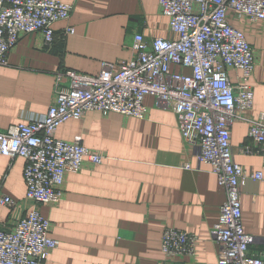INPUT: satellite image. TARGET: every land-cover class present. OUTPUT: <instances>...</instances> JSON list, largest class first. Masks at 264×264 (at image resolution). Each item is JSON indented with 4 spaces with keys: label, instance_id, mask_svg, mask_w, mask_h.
<instances>
[{
    "label": "crops",
    "instance_id": "crops-1",
    "mask_svg": "<svg viewBox=\"0 0 264 264\" xmlns=\"http://www.w3.org/2000/svg\"><path fill=\"white\" fill-rule=\"evenodd\" d=\"M61 1L72 3L74 11L70 19L54 24L55 42L46 46L42 33L24 34L9 52V64L0 65V131L30 115L47 113L59 69L97 75L102 62L136 55L133 43L138 32L148 40L178 37L158 0ZM232 22L245 31L255 49L250 80L255 103L247 116L256 119L264 112V21ZM67 26L76 32L62 40ZM228 73L233 83L239 81V70ZM145 104L144 118L92 110L58 127V138L72 141L82 135L83 143L105 158L101 164L86 162L81 171L68 173L64 197L57 204L36 205L29 199L25 159L0 154V192L19 203L15 209L0 204V221L13 227L38 207L54 225L50 235L59 245L43 264H218L219 246L211 231L226 192L209 165L198 169L197 148L183 140L176 114L158 108L151 95ZM248 128L242 119L231 127L234 159L250 171L264 172L260 155L239 150L251 143ZM241 205L245 231L264 237V182L248 183ZM167 227L195 233L198 255L166 259L161 243Z\"/></svg>",
    "mask_w": 264,
    "mask_h": 264
},
{
    "label": "built area",
    "instance_id": "built-area-1",
    "mask_svg": "<svg viewBox=\"0 0 264 264\" xmlns=\"http://www.w3.org/2000/svg\"><path fill=\"white\" fill-rule=\"evenodd\" d=\"M177 38L134 36L136 55L116 63L104 61L97 75L59 69L47 113L0 131V154L25 159L27 197L36 205L57 204L64 197L68 173H77L86 162L101 164V152L87 147L82 135L68 141L57 137L58 127L69 119H82L97 110L144 118L145 97L158 108L174 112L186 143L197 148L198 169L207 164L226 192L218 222L211 234L219 246L218 264H264V237L247 233L242 219L241 195L248 183L264 182L263 171H250L235 159L231 127L242 119L249 124L250 144L243 154L260 155L264 163V112L249 118L255 94L250 84L255 70V49L244 30L232 21H264V0H158ZM72 3L61 0H0V65H8L9 52L24 34L40 32L46 46L56 39L54 24L70 19ZM76 32L67 26L65 40ZM180 71H175L174 67ZM189 69L190 72H185ZM229 69L241 72L233 83ZM185 167L191 168L189 162ZM0 204L15 209L19 203L0 192ZM52 221L38 207L13 227L0 221V264H43L59 241L50 235ZM199 237L167 227L162 251L166 257L198 255ZM252 246L257 249L252 250Z\"/></svg>",
    "mask_w": 264,
    "mask_h": 264
}]
</instances>
